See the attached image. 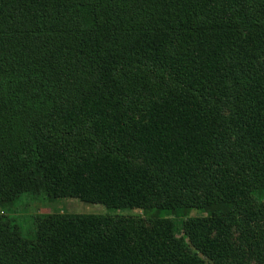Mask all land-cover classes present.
Returning <instances> with one entry per match:
<instances>
[{"label": "trees", "instance_id": "16d2710c", "mask_svg": "<svg viewBox=\"0 0 264 264\" xmlns=\"http://www.w3.org/2000/svg\"><path fill=\"white\" fill-rule=\"evenodd\" d=\"M0 264H264V0H0Z\"/></svg>", "mask_w": 264, "mask_h": 264}, {"label": "rangeland", "instance_id": "374dc122", "mask_svg": "<svg viewBox=\"0 0 264 264\" xmlns=\"http://www.w3.org/2000/svg\"><path fill=\"white\" fill-rule=\"evenodd\" d=\"M12 222L20 231L30 236L35 229V217L39 214L49 212H68V213H92L110 215H143L144 212L138 209L110 210L101 204L81 202L75 198L54 199L51 202L43 198H31L22 196L12 208L4 209ZM151 214V212H149ZM160 213H165L161 211ZM188 215H200L197 210H190Z\"/></svg>", "mask_w": 264, "mask_h": 264}]
</instances>
